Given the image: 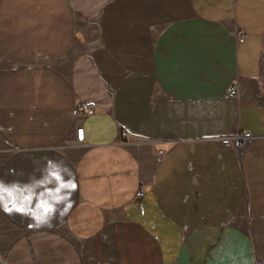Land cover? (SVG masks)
Here are the masks:
<instances>
[{
  "label": "crops",
  "instance_id": "crops-1",
  "mask_svg": "<svg viewBox=\"0 0 264 264\" xmlns=\"http://www.w3.org/2000/svg\"><path fill=\"white\" fill-rule=\"evenodd\" d=\"M0 264H264V0H0Z\"/></svg>",
  "mask_w": 264,
  "mask_h": 264
},
{
  "label": "built area",
  "instance_id": "built-area-1",
  "mask_svg": "<svg viewBox=\"0 0 264 264\" xmlns=\"http://www.w3.org/2000/svg\"><path fill=\"white\" fill-rule=\"evenodd\" d=\"M236 91H238L237 86L233 85L231 86L226 94L230 97H233V95L236 94ZM76 107V113L82 115V117L85 116H91V114H94L96 112V107L93 104H88L82 101L77 102ZM76 137L75 141L79 143V141H82L85 136V131L83 129L82 125H78L75 127ZM122 138H126L128 133L126 131L122 132ZM252 139V134L249 131H243L242 133H239L238 135H235V137L232 138H226L224 137L223 141L227 146H230L235 151H240L243 146ZM162 152L161 148L158 149L157 154L160 155ZM143 189L141 186H139L135 194L138 196V198H141L143 196Z\"/></svg>",
  "mask_w": 264,
  "mask_h": 264
}]
</instances>
